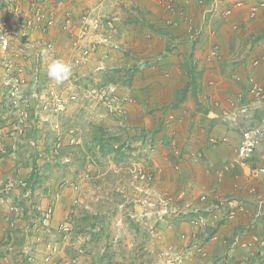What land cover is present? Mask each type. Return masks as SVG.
I'll use <instances>...</instances> for the list:
<instances>
[{
  "label": "rangeland",
  "instance_id": "rangeland-1",
  "mask_svg": "<svg viewBox=\"0 0 264 264\" xmlns=\"http://www.w3.org/2000/svg\"><path fill=\"white\" fill-rule=\"evenodd\" d=\"M39 1L25 0L24 14ZM58 1L62 0H49L45 7L53 12L55 24L58 12L51 3ZM103 2L107 8L101 15L108 18L118 16L115 6L134 10L144 0ZM1 11L10 13L6 6ZM138 13L150 19L144 10ZM221 15L218 10V21L224 18ZM15 24L8 27L13 31L8 57L24 69L25 80L20 82L18 102L6 103L12 85L0 67V264H264L261 248L247 250L230 244L228 233L219 236L234 224L227 216L228 204L224 203L225 213L223 209L221 216L216 215L219 196H232L228 188L246 194L250 187L240 182L241 177L231 188L217 190L219 185H214L216 165L224 168L234 153L230 156L232 151L225 146H211L203 131L199 137L191 133L198 143L194 146L185 147L181 137L168 139L166 132L175 124L160 129L159 122L151 123L149 106L145 123L139 125L137 112L145 97L136 85H127L133 80L129 71L132 78L145 79L162 61L157 49L144 42L150 39L148 30L141 43L126 44L134 46L127 50L130 54L136 49L132 57L106 62L95 53L73 66L70 78L57 85L47 76V64L53 56L73 62L77 51L72 40L80 22L77 27L72 22L59 25L66 32L61 45L44 40L52 43L49 56L41 55L46 47L43 37L34 39L33 32L23 40ZM51 26L48 33L56 28ZM182 29L175 32L182 34ZM92 31L91 40L96 42L98 34ZM99 44L103 48L98 52H107ZM52 90L63 98V109L55 110ZM246 95L245 103L248 89ZM259 107L239 116L236 128L232 126L236 133L260 124L264 104ZM181 122L185 124V119ZM220 127L226 128L222 123ZM182 149H188L190 157ZM212 187L216 192L210 196ZM204 193L206 200L201 198ZM34 206L54 209L50 225L41 224ZM203 218L205 222L196 223Z\"/></svg>",
  "mask_w": 264,
  "mask_h": 264
},
{
  "label": "crops",
  "instance_id": "crops-1",
  "mask_svg": "<svg viewBox=\"0 0 264 264\" xmlns=\"http://www.w3.org/2000/svg\"><path fill=\"white\" fill-rule=\"evenodd\" d=\"M168 1L163 0L161 5V0H144L134 10L131 6L129 8H124V6L116 8L115 6L113 11L116 10L115 13L118 16L114 18L107 15L109 19L116 22L114 23L116 24L115 31H110L109 36L105 34L103 38L105 40L103 45L106 46L105 51L107 52L96 54L103 60H108L106 62L127 60L128 57L133 56L136 49L130 54L127 50L134 46L129 47L126 44L141 43L145 40L143 32L148 30L146 36L147 38L149 36L151 40L147 39L144 42H149L152 49H157L155 53L162 58V61L159 62L160 65L156 67V71L151 72L150 68L146 75L147 78H136V84H127L128 86L136 85L138 91L143 92L145 97L140 106L141 110L137 112V118L142 120V122L139 120V125L145 123L143 122L146 119L145 107L149 106L151 111L147 114L152 118L151 123L159 122L160 129L162 127L170 129L171 124H175L171 132L169 131L170 133L166 132L169 135L168 139L177 141L176 139L181 137L185 147L194 146L193 143H198L191 133L195 132L199 137L203 131L208 136V143L211 146L214 144L217 148L225 146L232 151L230 155L232 156L236 153L242 132L246 129H242L241 134H238L232 126L236 128L238 125L239 116L242 114L240 106L249 102L244 101L248 89V78L256 76L264 79V7L255 19H250V6L259 0H220L219 7L214 11H209L210 4L206 0H173L176 8L170 11L166 8ZM236 1L243 2V6L233 7L231 16L223 18L222 14L223 19L218 21L215 17L218 10L223 11L224 8L233 6ZM86 6L95 7L97 15L101 18L105 17L101 15L103 8H107L103 0L54 2L51 3V7L58 12L56 28L48 34L36 31L33 33L34 39L37 36L43 37V40H55L61 45L62 37L66 36V32L59 30V25L69 26L72 22V27H77L81 12ZM7 9L10 13L12 12L10 6H7ZM126 10L134 11V13H127ZM142 10L150 14V19L138 13ZM66 20H69L68 24ZM181 26L183 32L178 34L175 30ZM215 42L221 46V59L217 60L212 59L208 51L211 44ZM257 57L263 60L260 64L253 65L252 60ZM214 71H216L215 79L212 78ZM235 73L240 74V80L233 78ZM190 74L197 75L198 78L191 80ZM110 84L117 85L113 82ZM181 98L183 100H180ZM211 113L213 116L210 115ZM234 113L237 114L236 119L232 118ZM183 119H185V124L181 122ZM177 123L180 124L176 125ZM221 123L226 127L225 130L220 127ZM219 133L227 134L218 136ZM261 148H264V139L256 151L255 164L264 162V152L263 154L260 152ZM183 151L186 153L184 156L190 157L191 152L188 149L186 151L182 149ZM216 166V171L221 169V165ZM228 170H220L225 173L224 177L215 175L214 185H219L217 190L228 185L231 188L236 184L234 181H238L240 177V182H246L250 187L246 194L237 193L236 188L229 192L228 188L226 192L232 193V196H219L222 200L216 203L214 208L216 215H220V210L223 212V209L225 213L224 203L229 205L226 212L230 211L231 203H237L239 206L237 216L232 220L234 224L230 231L225 232L227 230L222 229L219 236L228 233L230 238L233 237L231 239L233 246H242L247 250L253 247L260 248L258 239L264 240V185L259 180L251 178L247 170H231L226 175ZM228 180L230 183L227 182ZM212 188L215 189V187ZM219 219H225V217Z\"/></svg>",
  "mask_w": 264,
  "mask_h": 264
},
{
  "label": "built area",
  "instance_id": "built-area-1",
  "mask_svg": "<svg viewBox=\"0 0 264 264\" xmlns=\"http://www.w3.org/2000/svg\"><path fill=\"white\" fill-rule=\"evenodd\" d=\"M24 1L25 0H0V7L2 8L3 6H10L12 9L11 13H13H7L6 15H4V13H2V11L0 10V67L5 68L7 76L9 77L8 85H12L9 86L8 100H6V103H8L9 101H17L19 93L21 91L20 82L25 80L24 75L22 74L24 69L22 67L15 66L10 57H8V47L10 46L11 39L13 38V31H10L8 28L11 22L13 21L16 23L15 25H18L20 35L23 40H28L27 37L31 36V33L35 30H39L41 33H46L52 27L51 24L55 25V21L51 17L53 12H49L50 10H46L45 8L46 3L49 0H41V4L39 5L33 3V6H31L33 8H30L31 11H28L26 14H24L26 10L22 9L23 5L25 4ZM219 1L220 0H211L209 11L216 10L219 7ZM241 6H243V2L236 1L234 2L233 6L225 8L222 14L223 16L227 17L231 16V14L233 13V7ZM263 7L264 0L251 5L249 10V18L255 19ZM166 8L170 11L174 10L176 8L175 2L173 0H169L167 2ZM79 22L80 30L74 34L75 37H73L72 40V46L77 51L76 55L73 57V62H71L70 64L72 65V67L79 66L81 65V62H84V60L90 59L91 56L98 51L99 43L103 38V33L106 32V27L114 28L112 20H105L98 15L95 16L93 10L91 9H86L82 13ZM68 23L69 20H66V24ZM92 28L94 29V32L96 31V34L100 35L101 40H96V42H93L91 40V33H93ZM87 41H89L88 44H86ZM47 47L48 49L52 48V43H48ZM209 54L212 59H219L221 57L219 46L213 45V47H211L209 51ZM262 60L263 59L260 57L254 58L252 60V64L258 65ZM233 78L235 80H240L241 76L239 73H235L233 75ZM51 93L52 97H50V99H52L54 102V105L56 107L55 110L63 109L65 106L63 98L57 95L55 90H52ZM248 99V104L240 106L241 113H247L249 108L251 107L260 108L259 106L261 104H264V83L260 82L255 76H250L248 78ZM232 118L236 119L237 114L234 113ZM263 139L264 118L262 119V122L260 124L245 129L242 132L241 139L236 147V153L231 157V159L227 161L224 169L223 167H221V169L224 171L228 169L247 170L251 178L259 180L264 185V162L258 164H255L254 162L256 151L261 145ZM221 169H218L216 171L217 175L220 177H224L225 173L223 171H220ZM201 198L202 200H206L208 197L206 194H203ZM34 209L36 210V212H40V215L38 217L40 218L41 224L48 225L52 220L54 209L50 206L47 208H39L34 206ZM237 210L238 207L236 206V204L231 203V209L227 216L231 219L236 218ZM205 221L206 219L203 218L201 220H197L196 223L201 224ZM258 241L260 243V248L264 251V240L258 239ZM244 245L245 244H243V246Z\"/></svg>",
  "mask_w": 264,
  "mask_h": 264
},
{
  "label": "clouds",
  "instance_id": "clouds-1",
  "mask_svg": "<svg viewBox=\"0 0 264 264\" xmlns=\"http://www.w3.org/2000/svg\"><path fill=\"white\" fill-rule=\"evenodd\" d=\"M40 2V1H39ZM209 4H211V0H210V2H209ZM220 4V3H219ZM230 7V6H229ZM227 8V7H226ZM87 9H92L93 10V12H94V14L95 15H97V13L94 11V9L93 8H88L87 7ZM225 9V8H224ZM223 9V10H224ZM223 12V11H222ZM82 15V14H81ZM81 15H80V17H81ZM103 19H105V18H103ZM107 19H109V18H107ZM107 19H105V20H107ZM80 20V19H79ZM110 20H112V19H110ZM112 22H113V24H114V21L112 20ZM56 25V24H55ZM54 25V26H55ZM115 28H116V25L114 24V28H109V27H106V32H104L103 33V38L105 37L104 35L105 34H107L108 36H109V32L110 31H115ZM50 30V29H49ZM36 31H38V32H40L39 30H35V31H33V32H36ZM32 32V33H33ZM49 32V31H48ZM48 32H46V33H43V34H48ZM98 40H101V38H100V35L98 34ZM102 38V40L100 41V43H103V42H105V41H103L104 39ZM40 39H42V38H40ZM107 39V38H106ZM43 40V39H42ZM97 40V41H98ZM38 41H40L39 39H38ZM43 42L46 44V47H45V49H42L41 50V55L42 56H49V55H51V52H50V49H48V47H47V44L48 43H51L50 41L49 42H45L44 40H43ZM91 42V41H90ZM213 45H217V46H219L220 44H218L217 42H215L214 44H211V46L208 48V51H210V49H211V47H213ZM99 47H100V44H99ZM99 50V49H98ZM98 52V51H97ZM96 52V53H97ZM219 52H220V55H221V48H220V46H219ZM95 54V53H94ZM93 54V55H94ZM92 55V56H93ZM91 56V57H92ZM219 59H221V57L219 58ZM217 60V59H216ZM76 67V66H75ZM46 73H47V76H48V78H49V80L50 81H52V82H54L55 84H57V85H60V84H63L66 80H68L69 78H70V76L72 75V65H70L69 63H67V62H65L63 59H60V58H56V57H54L53 56V58L52 59H50L49 60V62H48V64H47V67H46ZM215 175H217V172H216V174ZM214 190V192L213 191H211V189L209 190V191H211V192H213V193H211L210 194V196L211 195H213L215 192H216V190L215 189H213ZM205 194V193H204ZM236 204V203H235ZM230 209H231V207H230ZM48 225H50V224H48Z\"/></svg>",
  "mask_w": 264,
  "mask_h": 264
},
{
  "label": "trees",
  "instance_id": "trees-1",
  "mask_svg": "<svg viewBox=\"0 0 264 264\" xmlns=\"http://www.w3.org/2000/svg\"><path fill=\"white\" fill-rule=\"evenodd\" d=\"M86 9H84V10H82V12H81V14L85 11ZM193 67V66H192ZM188 68H190L191 69V67L190 66H188ZM130 72V78L131 79H133V80H135V81H137L136 80V78L134 79V78H132L134 75L131 73V71H129ZM133 75V76H132ZM191 75V80H193V79H197L198 78V76L197 75H193V74H190ZM133 80H129V83L131 84V81H133ZM191 82V81H190ZM180 100H183L182 98L180 99ZM207 113V112H206ZM104 140V138L103 137H100L99 139H98V141H103ZM101 143V142H100ZM103 144H104V141L102 142ZM2 156H3V152L2 151H0V159L2 158ZM233 237H231L230 238V244L232 243V241H231V239H232ZM238 263V262H237Z\"/></svg>",
  "mask_w": 264,
  "mask_h": 264
},
{
  "label": "water",
  "instance_id": "water-1",
  "mask_svg": "<svg viewBox=\"0 0 264 264\" xmlns=\"http://www.w3.org/2000/svg\"><path fill=\"white\" fill-rule=\"evenodd\" d=\"M210 115L213 116V113H211Z\"/></svg>",
  "mask_w": 264,
  "mask_h": 264
}]
</instances>
